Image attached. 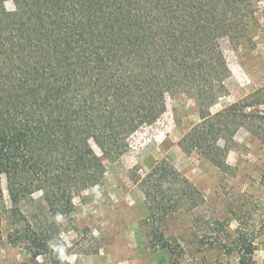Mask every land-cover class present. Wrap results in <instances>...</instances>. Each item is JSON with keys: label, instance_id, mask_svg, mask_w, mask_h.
<instances>
[{"label": "trees", "instance_id": "16d2710c", "mask_svg": "<svg viewBox=\"0 0 264 264\" xmlns=\"http://www.w3.org/2000/svg\"><path fill=\"white\" fill-rule=\"evenodd\" d=\"M5 1L0 177L16 225L7 242L30 245L31 264H61L48 247L53 232L21 217L17 203L41 191L53 217L68 216L73 193L98 185L103 160L125 154L130 138L165 113L168 98L193 92L199 110L214 106L229 77L219 40L245 31L252 0H11L14 11ZM261 105L264 87L196 123L180 148L225 172L238 129L264 140ZM142 183L149 210L162 218L192 193L165 161ZM261 230L247 239L237 228V264H256Z\"/></svg>", "mask_w": 264, "mask_h": 264}, {"label": "rangeland", "instance_id": "374dc122", "mask_svg": "<svg viewBox=\"0 0 264 264\" xmlns=\"http://www.w3.org/2000/svg\"><path fill=\"white\" fill-rule=\"evenodd\" d=\"M3 7L15 9L11 0ZM252 10L244 32L219 40L229 77L214 106L199 110L193 92L168 98L165 113L130 138L125 154L103 160L101 182L73 193L74 211L59 222L41 191L17 203L21 217L36 223L42 232H53V244L64 247L69 263L237 264V228L248 239L263 227L254 241L253 260L264 264L263 138L257 131L238 129L225 172L179 146L183 134L196 123L264 87V0H252ZM6 62L0 56V65ZM259 110L264 115V105ZM162 161L187 181L192 192L180 197L175 211L165 218L149 210L142 183ZM13 207L0 177V264H31L34 251L30 245L7 242L16 226Z\"/></svg>", "mask_w": 264, "mask_h": 264}, {"label": "clouds", "instance_id": "9594fccd", "mask_svg": "<svg viewBox=\"0 0 264 264\" xmlns=\"http://www.w3.org/2000/svg\"><path fill=\"white\" fill-rule=\"evenodd\" d=\"M55 219L57 222H59L60 220H62V216L58 213ZM48 247L51 249L53 253L57 255V258L61 261V264H65L66 261L70 260V257L66 254V251L63 246L53 244L50 241Z\"/></svg>", "mask_w": 264, "mask_h": 264}]
</instances>
